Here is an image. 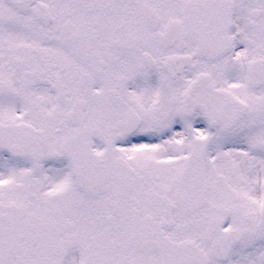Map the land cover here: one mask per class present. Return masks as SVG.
Returning <instances> with one entry per match:
<instances>
[{"label":"snow or ice","instance_id":"1","mask_svg":"<svg viewBox=\"0 0 264 264\" xmlns=\"http://www.w3.org/2000/svg\"><path fill=\"white\" fill-rule=\"evenodd\" d=\"M0 264H264V0H0Z\"/></svg>","mask_w":264,"mask_h":264}]
</instances>
